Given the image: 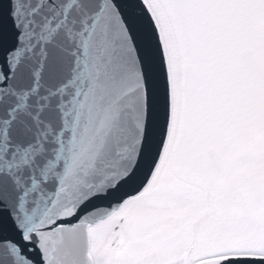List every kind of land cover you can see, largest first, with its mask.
<instances>
[{"label": "snow or ice", "instance_id": "snow-or-ice-1", "mask_svg": "<svg viewBox=\"0 0 264 264\" xmlns=\"http://www.w3.org/2000/svg\"><path fill=\"white\" fill-rule=\"evenodd\" d=\"M0 264H264V0H0Z\"/></svg>", "mask_w": 264, "mask_h": 264}]
</instances>
